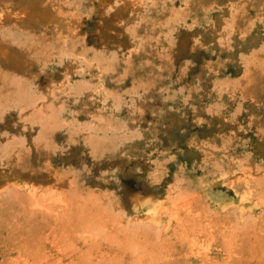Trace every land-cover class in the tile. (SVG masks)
I'll use <instances>...</instances> for the list:
<instances>
[{
	"label": "rangeland",
	"instance_id": "obj_1",
	"mask_svg": "<svg viewBox=\"0 0 264 264\" xmlns=\"http://www.w3.org/2000/svg\"><path fill=\"white\" fill-rule=\"evenodd\" d=\"M263 64L264 0H0V264H264Z\"/></svg>",
	"mask_w": 264,
	"mask_h": 264
},
{
	"label": "bare ground",
	"instance_id": "obj_2",
	"mask_svg": "<svg viewBox=\"0 0 264 264\" xmlns=\"http://www.w3.org/2000/svg\"><path fill=\"white\" fill-rule=\"evenodd\" d=\"M30 8V7H29ZM249 23V22H248ZM247 23V24H248ZM250 24V23H249ZM246 27V26H245ZM230 28V27H229ZM67 29V28H66ZM245 29V28H244ZM247 30V29H246ZM240 35H242V34H240ZM256 59V58H255ZM254 59V60H255ZM257 61V60H256ZM260 62V61H259ZM262 62V61H261ZM258 63V62H257ZM258 65H261L260 63L258 64ZM264 65V64H263ZM254 66V65H253ZM262 66V65H261ZM254 68V67H253ZM263 69V68H262ZM250 71V70H249ZM251 73V72H250ZM263 73H264V71H263ZM260 74H262V71H261V73ZM248 75V74H247ZM251 74H249V76H250ZM252 76V75H251ZM248 77V76H247ZM251 78V77H250ZM254 80H255V78H254ZM247 81H250L249 79L247 80ZM246 86V85H245ZM244 88V87H243ZM244 95H245V93H244ZM250 169V168H249ZM248 169V170H249ZM264 169V168H263ZM261 171V170H260ZM260 171H258V172H260ZM262 171H264V170H262ZM250 172H251V170H250ZM258 172H255V173H258ZM244 173V172H243ZM248 174V173H247ZM262 174V173H261ZM245 175V174H244ZM245 176H247V175H245ZM252 176V175H251ZM251 176H249V177H246V179H245V182H247L248 184L249 183H252V177ZM260 176V175H259ZM259 176L257 177V178H259ZM254 177H256V176H254ZM260 177H262V176H260ZM263 177H264V175H263ZM260 179V178H259ZM258 179V180H259ZM256 180V179H255ZM255 180H254V182H255ZM261 180V179H260ZM259 180V181H260ZM257 182V181H256ZM258 183V182H257ZM260 183H262V182H260ZM259 184V183H258ZM257 184V185H258ZM263 184H264V182H263ZM262 184V185H263ZM228 185V184H227ZM262 185H258V186H262ZM256 188V187H255ZM258 188V187H257ZM264 190V189H263ZM250 192H251V190H250ZM264 192V191H263ZM256 193V192H255ZM255 193H253V194H255ZM261 193V192H260ZM260 193H259V195H260ZM252 194V195H253ZM262 194L263 193H261V196H262ZM170 197V196H169ZM177 197H180V195L179 196H177ZM244 198V197H243ZM252 198V197H251ZM250 198V199H251ZM264 198V197H263ZM243 200V199H242ZM245 200V199H244ZM175 201V200H174ZM247 201V200H246ZM264 201V200H263ZM263 201H262V203H263ZM62 205H61V208H63V210H64V212L66 213V214H68V213H71V214H75V211H79V210H83L84 209V207L82 206V207H80V206H76L75 204H73L70 200H67L65 197L62 199ZM244 202V201H243ZM193 204H194V198H192V197H189V198H185V199H181V201H179V202H175V209H177V210H182V211H186V212H188V213H191L192 212V208H193ZM204 212V211H203ZM201 213V212H200ZM78 216H79V218H81L82 220H84V221H87V222H89L91 225H92V229H93V232L94 231H96V237L98 236V235H100V234H104V233H108L109 231H114V233H112V234H115V235H112V236H115V240L116 239H118V238H116L117 237V233L119 232V230L122 228V226H123V224H122V222H111V223H104V224H100V222H98V221H95V220H92L94 217H96V216H94V212L92 211V209H91V207H86L84 210H83V214L82 215H80L78 212L76 213ZM198 214H199V212H198ZM96 215V214H95ZM205 215H206V213H205ZM54 216V215H53ZM55 217V216H54ZM176 217H178V216H176ZM244 218H245V216H244ZM175 220H178V219H176L175 218ZM68 221V220H67ZM55 222V221H54ZM243 222V221H242ZM246 222H247V220H246ZM246 222L244 223L245 225H246ZM263 223H264V220H263ZM67 225V224H66ZM64 226H62V228H63ZM227 227V226H226ZM264 228H262V230H263ZM234 230V229H233ZM247 230V229H246ZM254 230V229H253ZM235 231V230H234ZM233 231V232H234ZM237 231V230H236ZM264 231V230H263ZM263 231H261V232H263ZM91 232V231H90ZM92 232V233H93ZM231 232H232V230H231ZM233 232H232V234H233ZM238 232V231H237ZM95 233V232H94ZM264 233V232H263ZM251 234V233H250ZM94 235V234H93ZM235 235H236V232H235ZM235 235H231V236H235ZM253 235H255V234H253ZM257 235V234H256ZM255 235V236H256ZM243 236V235H242ZM242 236H241V238H242ZM258 236V235H257ZM259 236H261V235H259ZM100 237V236H99ZM220 237V236H219ZM228 237V236H227ZM232 237V238H233ZM236 237H238V236H236ZM244 237V236H243ZM263 237V236H262ZM262 237H259V238H262ZM111 238V237H110ZM224 238V237H223ZM112 239H113V237H112ZM237 239H239V238H237ZM243 239V238H242ZM86 242H87V245H89V244H95V242H97V239L95 238V235L94 236H88V237H86ZM225 240H226V238H225ZM231 240V239H230ZM229 240V241H230ZM252 240H253V238H252ZM144 241V240H143ZM147 241V240H146ZM226 242V243H228V244H226V245H228V248H229V244H230V242ZM240 241V240H239ZM262 241V240H261ZM128 242L130 243V245L128 244ZM127 243L126 242H124V241H121V240H116L115 241V243L118 245V246H123L124 244V247H125V249H128V248H132V247H134L133 246V243H132V241H128ZM231 242H232V240H231ZM235 243H237L236 241H235ZM146 244H149V243H146ZM159 244V243H158ZM225 245V246H226ZM232 245V244H231ZM230 245V246H231ZM244 245V244H243ZM253 245V244H252ZM140 246V245H139ZM224 246V247H225ZM147 247V246H146ZM227 247V246H226ZM22 248V247H21ZM209 249H210V247H208ZM133 250H135V252H137V249L135 248H132ZM143 249V248H142ZM207 249V248H206ZM239 249H240V247H239ZM229 250H230V248H229ZM233 250V249H232ZM231 250V251H232ZM68 250H62V251H60V252H58V254L57 255H51V256H48V257H46L44 260H42L41 262H39L38 264H87L86 263V261L83 259V258H80V259H72V258H70V255L74 252H67ZM150 251V250H149ZM227 251H228V249H227ZM235 251V250H234ZM22 252H23V250H22ZM27 252V251H26ZM26 252H24V253H26ZM150 253V252H149ZM203 254V253H202ZM199 255V254H198ZM204 255V254H203ZM233 255V254H232ZM243 255V254H242ZM195 256H197V255H195ZM229 256H231V255H229ZM233 256H238V255H233ZM248 256H250V255H248ZM264 256V255H263ZM194 257V256H193ZM204 257H206V256H204ZM88 258H90V257H88ZM202 258V257H201ZM203 259H205V258H203ZM88 260H90V259H88ZM200 260V259H199ZM259 260V259H258ZM28 262V261H27ZM203 262V261H202ZM205 262H207V259H206V261ZM213 262V261H212ZM216 263V262H215ZM218 263V262H217ZM26 264V263H25ZM29 264H31V262L29 263ZM132 264H133V262H132ZM203 264V263H202Z\"/></svg>",
	"mask_w": 264,
	"mask_h": 264
}]
</instances>
